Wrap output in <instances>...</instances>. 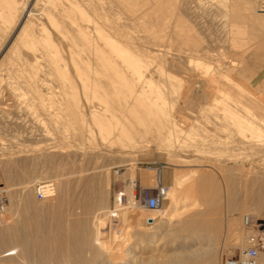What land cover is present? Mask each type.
Here are the masks:
<instances>
[{
  "label": "rangeland",
  "instance_id": "1",
  "mask_svg": "<svg viewBox=\"0 0 264 264\" xmlns=\"http://www.w3.org/2000/svg\"><path fill=\"white\" fill-rule=\"evenodd\" d=\"M231 1L232 0H227L226 4H232L230 3ZM236 1L238 0L232 2L233 4H237L234 7L237 8L234 10V8L231 7L230 9L231 5L228 4V9L225 11L226 13L224 12L225 14L223 12L221 14V9H216V7L214 8V6L209 5L210 7L208 6V9L213 8V10H211L215 12H211L207 9L208 15L210 16H207V12L205 13L206 16H204L205 14L202 15L206 18H212L211 24L208 23L210 20L204 17V19H200L202 16L199 14L193 16L189 14L187 16L185 15L186 18H182L186 23L188 22L187 25H191L190 27L194 26L192 29L188 26V33L194 36L196 35L195 33H197L196 37L200 39L202 45L205 44V48L208 46L206 50L213 54L211 56L212 58L210 57L209 59L208 56H199L198 54L196 56L195 52L191 51L188 46H184L183 48L185 49H181L183 54H190L192 55L191 57H193L191 58L189 66L192 72L189 73L187 70L184 71V69L176 70L170 68L171 70L168 69V72H171L173 76L169 79L164 78L163 71L157 74L155 69L157 66L153 63L156 62L157 65V63L160 64L162 62L150 59V57L147 59L148 69L146 68L145 71H148L150 75L145 72V76L149 75L150 79L153 78L152 80H154V82L157 81L156 84L158 83L157 85H159L158 87H160V89L157 88L163 93L160 92V98L163 97V100L165 98L163 107L165 111L167 110L168 112H166V116L161 112L159 115L157 114L158 120H156L155 126L159 134L156 135L155 141L148 143L147 147L133 152L131 151L132 153L103 152L97 149L98 145L96 144V138V141L94 140L95 142L93 141L94 138L89 139L87 137H83L81 140H74L73 135L75 136L76 132L73 131L72 126L61 127L63 131L61 133L63 134L62 136L56 132L54 125L47 121H45L47 124H45V128L48 130V139L42 138L31 130L33 126L29 123H23L24 125L22 124L19 125V127H14V130L9 128L3 131L1 130L3 133L0 131V185L5 189L7 197L5 217H9L8 212L11 211L13 214L11 225H17L16 228L21 230L20 227L22 222L27 215L30 216L29 220L33 222L31 223L32 227L27 235L28 241L32 244L35 243L34 239L37 238L39 244L36 247H40L43 254L46 252L45 255L50 259V263L112 264L108 261V256L111 251L116 252V250L111 249L107 241L110 235L109 231L111 230L116 233L123 232L125 237L132 235L145 240L143 244L137 243L135 258L133 260L125 256L124 260L128 264H165L166 259H169V257L171 258L173 255L175 257L176 254L179 255V253H186L189 250L193 251L198 248L201 250V253L200 257L197 259L198 261L196 260L194 264H208L207 260L209 258H211V260L209 259L210 261L208 260L210 264H220V260L223 256L228 254L236 255L239 252V248H243L246 230L242 227L241 218L244 215H249L253 232L255 236L261 240V242L257 240L258 264H264V220H259L258 216L255 214V207L264 205V169L260 167H264V144L262 145L257 141L247 140L246 134L249 137L250 133L241 130H239V132V128H236V125L233 124L235 119H229L230 122L226 121L228 115H234L233 117L235 118L240 114V111L238 112L237 109L239 107L235 108L230 114L229 112L222 114V112L215 110H213L215 112H212V110L207 108V105H209L210 100L216 93L223 98L226 96L224 93H218L220 84H216V80L213 79L214 76H210L214 68L235 80L236 72H234V69L239 57L257 46L264 44V26H259V24L257 25V23L255 24L254 22H262L264 0H250L249 3L245 2L246 0ZM239 4L242 6L244 5V7L250 4L251 9L247 7L244 9L242 7V10L244 9L242 12L241 7H239L240 9L238 8ZM230 10L235 11H233V14L230 12V15L235 16H237L236 11L238 10L240 14H238V17L240 16V19L235 18L237 21H233V19L232 22H230L229 20L232 19V16H230L229 19H227L228 16H225L227 15V11L229 12ZM170 13L168 17L170 16L172 18V14ZM213 13H215L216 17L212 16ZM216 13L218 15H216ZM241 13L244 14L245 18H242L243 14ZM197 16L200 17L198 18ZM194 17H197L198 20L197 18L194 19ZM171 18H169V21L166 20V22H168V27L170 26L169 31L171 30L168 34L166 29V35L168 37L159 38L162 40H158L160 44L156 41L162 48L165 46L168 55H170L171 52H180L177 49L174 50L172 45L173 42H170L171 40L168 41L170 37L173 36ZM191 18L194 24L189 23ZM213 18L215 19L213 20ZM241 18L244 22L243 26L245 25L244 28L246 31L243 30V32L238 35L237 38L239 42L234 45L231 39L233 33L229 34L230 32L226 31V34L225 30L231 28L232 23H236L235 25L238 27ZM222 21L227 26V29H224L226 26L223 25ZM200 23L205 24H203V26L201 24L200 26ZM248 23L257 25V29L253 30L250 25L247 27ZM196 24L199 25L200 28L199 26L195 28ZM208 24L210 28L207 29ZM212 24L213 26L216 25V28L213 27ZM202 27H204L205 30ZM198 28L202 29L197 31ZM206 29L207 31L210 30L208 31L209 33H206ZM216 29H219L218 33ZM251 29L253 35L255 33V36H252ZM202 30L204 32H202ZM214 30L216 31L214 32ZM219 31L222 32L219 33ZM250 33L251 35H248ZM144 34L145 32L142 33L143 36ZM167 38L168 40H166ZM144 39H142V43H144ZM228 39L233 44L229 42ZM149 53L151 52L147 54L150 55ZM195 59H198L201 63L195 65V63H197ZM210 59H213L215 62ZM202 62L203 64L207 63L206 67L208 66L207 69H209L206 75L200 72L205 69L204 66H202ZM150 70L151 73L149 72ZM186 73H189V75ZM191 73L192 76H190ZM196 73L198 75H196ZM149 76L147 77L149 78ZM151 76L153 77L151 78ZM207 76L211 79L210 82L209 78L206 79ZM196 78L206 79L203 80L204 84L201 85L202 88H200L203 90L205 87L206 95L203 97L205 99L202 100L199 98L197 100L200 101V103L203 101V106L206 107H204L202 111H199L198 108L200 104H198L197 101H193L194 98L197 97V92L195 90L198 88L194 87V83H197ZM187 79L192 83H190L191 87L196 93L195 95V93L192 92L188 99L183 93V87L184 84L187 83V81H185ZM184 81L186 83H184ZM171 84L174 87L169 89V87L172 86ZM179 84L182 86L180 87ZM179 87L181 90L178 89ZM248 93L250 95L239 89L238 99L245 101L248 100L249 97L251 101L253 100L252 102L255 104L249 102V105L251 104L250 106H253L252 109L257 113V116H250L249 118L251 121L255 122V124L259 123L261 125L262 123L261 126L264 127V122L261 121V119L264 120V114H262L264 105L249 91ZM188 101H193L192 103H197L198 105L193 104V106H187V103H189ZM257 103L259 104L256 105ZM245 112L244 110V113ZM195 118L202 120L201 125L199 124L200 122L194 125L189 124ZM168 119L173 120L176 125L170 127V125H168ZM75 125L76 124L73 126ZM33 134L34 136H31ZM181 139L193 145V147H187V149L190 148L189 154L188 152L182 153V151L177 150V147H169L172 144L177 146ZM213 139L215 140L213 141ZM93 147H95L96 150H94ZM158 164L162 166L160 170L161 182L168 185L170 190L174 188L177 179L182 180V182L179 189L174 192V196L178 198L177 205L171 206L167 195V199L163 202L159 211L153 214L156 216L154 218V223H152V221L145 220V218L151 216V212H147L145 208L142 207V200L139 194L143 192L144 188H147L150 192L153 191L143 180L146 177L151 179L152 184L150 185L152 187L154 186V170L147 169V166L151 165L156 167ZM45 181L54 183L55 194L49 199L38 200L33 193V185L37 182ZM122 192L128 197V204L118 203L119 194ZM50 202L52 204H50ZM125 209L128 217L122 220L123 218L121 219L120 214L124 212ZM171 212L173 216L170 220H167L166 216ZM134 213L138 216L140 215L141 218L136 220L132 218ZM6 219L8 218H4V224L0 227V233L5 232L6 229L10 227L7 221L5 223ZM33 223H35V225H33ZM203 223L211 224L214 228V232L213 237L210 238L209 241L203 239L201 243L200 240H195V237L202 233V230L199 229ZM127 227L128 229H126ZM151 240L153 242H150ZM234 241L238 243L237 247L232 246ZM155 243L157 245L153 247ZM14 245L11 237L4 238L0 240V252L17 250ZM106 245L107 247H105ZM35 254L36 253H33V256L31 255L34 260L37 257V254ZM14 255L15 254H12L11 256ZM32 258H22L18 256L17 259L26 264H36Z\"/></svg>",
  "mask_w": 264,
  "mask_h": 264
},
{
  "label": "bare ground",
  "instance_id": "2",
  "mask_svg": "<svg viewBox=\"0 0 264 264\" xmlns=\"http://www.w3.org/2000/svg\"><path fill=\"white\" fill-rule=\"evenodd\" d=\"M232 1L235 2V0ZM232 1L230 2L232 4L228 3L231 5L230 9L237 5L235 3L233 4ZM245 2L249 3L250 0H246ZM226 3L227 0H0V131L9 128L14 130L23 123H29L33 126L31 130L42 138L48 139V130L45 128V121H47L54 125L56 132L59 134L63 132L62 128L65 126H72L73 131L76 132V135H73L74 140H81L83 137L89 139L94 138L93 141L97 139L96 144L98 148L95 143L94 145L98 150L103 152L132 153L135 150L147 147L148 143L155 141L156 135L159 134L155 126L159 113L161 112L164 116L168 113L163 107L165 98L164 100L163 97L160 98L161 91L159 90V85H157L158 83L156 84L157 81L155 80L156 82H154V80H152L153 76H151L152 79H150V74L148 71H145L146 68L148 69L147 59L150 57V59L162 62L160 64L157 63V65L156 62L153 63L157 66L155 68L157 74L163 71L162 73L164 76H162L164 78L169 79L173 76L171 72H168L170 68L176 70L184 69V71L187 70L189 73L192 72L189 66L191 58L193 57H191L192 55L190 54H183L181 49L184 46H188L191 51L195 52L196 56L197 54L199 56H208L209 59L213 54L206 50L208 46L205 48V44L202 45L200 39L196 37L197 33H195V36L188 33L191 25H187L188 22L186 23L182 18H186L189 14L192 16L199 14L202 16H199L200 19L206 16V14L210 16L207 12L210 6L221 9L222 14V12L224 13L228 9L227 7L229 5ZM240 5L241 4H239L238 8L241 7V10L242 7L244 9L246 7L251 9L250 4L246 7ZM236 8H234V10ZM211 9L213 10V8L208 10L215 12ZM233 11H227V15H225L226 17L228 16L227 19L232 16V19L229 20L230 22H232L233 19V21H237L235 18L240 19V16L238 17V10L236 11L237 14L235 13L237 16L230 15V12L233 14ZM169 13L172 14V18L170 16L168 17ZM202 14L205 15L203 16ZM213 14L212 16H215V13ZM216 15L218 14L216 13ZM262 16V22L254 21L255 24L257 23L259 26H264V14ZM243 17L245 18L244 14L242 18ZM169 18L172 19L170 21L172 22L171 29L173 31V36L171 35L172 37L166 40H171L170 42H173L172 45L174 50L177 49L180 51L179 53L171 52L170 55H168V52L165 50V46L163 45V49L158 41L163 37H168L166 35L167 31L168 34L171 32V30L169 31L170 26L168 27V22H166V20L169 21ZM192 18L191 21L193 20ZM196 18L194 17V19ZM242 18L241 21L239 20L240 25H238V27L235 25L236 23H232L231 28L228 29L224 23L225 19L224 22L222 21L223 25L226 26L224 29H227L225 32L229 31V34L233 33L231 39L234 45L239 42L237 38L238 35H240L243 30L246 31L244 28L245 25L243 26L244 22ZM206 19L210 20L208 23H212V18L210 19L209 17ZM214 19L215 18H213V20ZM191 21L189 23L194 24V22ZM194 21L198 22L196 20ZM197 24L195 28L199 26ZM201 24L203 26L205 23H200V26ZM255 24L248 23L247 27L250 25L253 30H255L257 29V25ZM192 28H194V26L190 27V29ZM199 28L197 31H200L202 28L205 30L204 27L201 29ZM208 28H210L209 24L207 29ZM216 30H214V32ZM208 31L206 33H209ZM144 32L145 34L143 36L142 33ZM202 32L204 31L202 30ZM221 32L222 31H219V33ZM251 33L248 35H251ZM252 36H255V33L254 35L252 33ZM149 38L150 41L148 42ZM142 39L145 40L144 43H142ZM156 41H158L159 44H157ZM148 52H151L149 53L150 55L147 54ZM196 62L195 65L201 63L198 59ZM213 62L215 61L213 60ZM206 64L202 62V66H204L205 69L202 68L203 71H200L201 73L203 72L204 75L209 71ZM145 72L149 74L147 75L149 78L145 76ZM149 72L151 73V70ZM189 73L186 74L189 75ZM211 73L210 76H214V78H212L216 80V84H220L218 93H224L226 96L223 98L216 93L210 100L207 108L212 110V112L220 111L222 114L226 112L230 114L235 108L239 107L237 109L238 112L240 111V114L238 113L239 115L235 118L233 117L234 115L225 116L227 119L226 121L230 122L231 119H235L233 124L236 125V128H239L238 131H248L250 133L249 137L246 134L247 140L257 141L263 145L264 127L261 126L262 123L261 125L259 123L255 124V122L251 121L249 118L250 116H257V113L252 109L253 106H250L251 104L249 105V102L252 104L254 103L252 102L253 100L251 101L249 97L248 100L245 101L238 99L239 89L246 94H249L248 91L228 75L215 68ZM196 75L198 74L196 73ZM190 76H192V73ZM207 78H209V76H207L206 79ZM206 79L196 78L197 83H194V87L198 89H194L197 92V97L193 100L194 102L199 98L202 100L205 99L203 98L206 95L205 87L203 86V90L200 88H202L201 85L204 84L203 80ZM210 80L209 78V82ZM185 81H187V83ZM185 81L184 83L186 84H184L183 93L188 99L189 95L194 91L191 87L192 83L189 82L190 80L187 79ZM181 86L182 85H180V87ZM171 87L173 88L174 86H170L169 89ZM180 87L178 89L181 90ZM193 101H188L189 103H187V106H193ZM197 103L195 104L199 106V111H202L205 107L203 106V101H201V103L197 101ZM258 104L259 103L256 105ZM244 110L247 112H245L246 114ZM263 112L262 114H264ZM261 121L264 122L262 119ZM197 122H200L199 124L201 125L202 120L195 118L189 124L194 125ZM74 124L76 125L73 126ZM168 125L172 127L175 126L176 123L168 119ZM61 135L63 136V134ZM31 136H34V134ZM214 140L215 139H213V141ZM188 146L193 147V145L181 139L177 146L172 144L169 147H177V150L182 151V153L188 152L189 154L190 148L187 149ZM95 147H93L94 150H96ZM260 167L264 169V167ZM154 173L157 174V171H154ZM181 182L182 180L177 179L174 188L170 190L169 187L168 189L167 195L171 206H176L178 203V198L174 196V192L179 189ZM50 204L52 203L50 202ZM145 210L151 212V216L145 218V220L149 219L154 223L156 215L154 216L153 214L158 212L159 208L155 210ZM255 212L259 220H264V205L256 206ZM8 214L9 217L4 218H8L5 220V223L7 221L10 227L6 229L5 232L0 233V240L11 237L17 250L0 252V264H26L19 261L17 259L18 256L22 258H32L31 255L33 256V253L37 254H35L37 256L35 260L32 258L36 264H53V262L50 263V259L45 255L46 252L43 254L40 247H36L39 244L37 238H33L35 243L32 244L28 241L27 235L32 227L31 223L33 222L29 220L30 216L26 214L27 216L22 224L20 222L21 230L19 229V231L16 228L17 225H11L13 221V214L11 211L8 212ZM120 216L121 219L123 218L122 220L128 217L126 209L124 212H121ZM172 216L173 213L171 212L166 216V219L170 220ZM132 218L136 220L141 218V216L134 213ZM35 223H33V225H35ZM201 226L199 230H202V233L195 237V240H200L201 242L203 239H206L209 241V239L213 237L214 228L211 224L206 223H203ZM126 229H128V227ZM109 234V239L107 240L108 244L111 249L116 250V252L111 251L109 256L107 255L108 261L112 264H128L124 260L125 256L133 260L135 258L137 243L143 244L145 241L142 238L132 235L125 237L123 232L116 233L110 230ZM256 238L260 240L257 236ZM150 242L153 241L151 240ZM156 245V243L153 244V247H156ZM237 245L238 243L234 241L232 246L237 247ZM105 247H107V245ZM200 253L201 250L198 248L193 251L189 250L186 253H179V255L176 254L175 257L171 255V258L169 257V259H166L165 264H194L200 257ZM12 254L15 255L11 256ZM209 259L211 260V258ZM208 260L207 263L210 264ZM108 261L106 260L107 263Z\"/></svg>",
  "mask_w": 264,
  "mask_h": 264
},
{
  "label": "built area",
  "instance_id": "3",
  "mask_svg": "<svg viewBox=\"0 0 264 264\" xmlns=\"http://www.w3.org/2000/svg\"><path fill=\"white\" fill-rule=\"evenodd\" d=\"M161 165L156 167L148 165L147 169L157 171L154 177V186L150 192L147 188L140 192L142 207L147 210H155L161 208L163 202L167 199L169 186L161 182L160 170ZM33 193L38 200H46L54 196L55 185L53 182H37L33 185ZM134 197V195H133ZM118 203H129L128 197L122 192L119 194ZM7 208V197L5 189L0 185V227L4 224V217ZM151 221V220H146ZM242 227L246 230L244 237V246L236 255L229 254L221 258L220 264H257L258 241L253 232L252 223L249 215L241 218Z\"/></svg>",
  "mask_w": 264,
  "mask_h": 264
},
{
  "label": "crops",
  "instance_id": "4",
  "mask_svg": "<svg viewBox=\"0 0 264 264\" xmlns=\"http://www.w3.org/2000/svg\"><path fill=\"white\" fill-rule=\"evenodd\" d=\"M234 72L236 82L264 105V44L241 55ZM143 181L153 188L151 179L146 177Z\"/></svg>",
  "mask_w": 264,
  "mask_h": 264
}]
</instances>
